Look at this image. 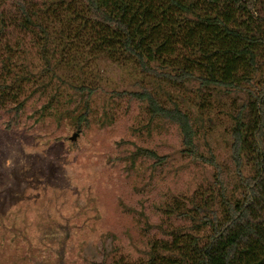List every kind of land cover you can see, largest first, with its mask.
<instances>
[{
	"label": "trees",
	"instance_id": "16d2710c",
	"mask_svg": "<svg viewBox=\"0 0 264 264\" xmlns=\"http://www.w3.org/2000/svg\"><path fill=\"white\" fill-rule=\"evenodd\" d=\"M21 33L41 40V74L51 79L61 78V59L50 52L59 37L80 70L98 57L133 66L147 86L114 94L176 124L181 151L214 168L211 195L165 210L190 225L164 230L169 240L153 244L146 264H264V0H0V110L14 111L13 124L27 101L19 98L23 81L38 75L11 66ZM68 83L87 121L95 88ZM214 104L228 117V164L200 144L214 126ZM142 155L155 153L138 148L133 157Z\"/></svg>",
	"mask_w": 264,
	"mask_h": 264
},
{
	"label": "rangeland",
	"instance_id": "374dc122",
	"mask_svg": "<svg viewBox=\"0 0 264 264\" xmlns=\"http://www.w3.org/2000/svg\"><path fill=\"white\" fill-rule=\"evenodd\" d=\"M17 36L23 47L11 52V66L38 75L22 83L19 98L27 101L18 124L14 111L0 110V264H146L153 244L169 240L164 230L190 225L165 210L182 200L191 206L194 193L211 195L214 168L181 151L176 124L114 94L146 85L133 66L98 57L80 70L59 37L50 52L61 59V78L51 79L41 74V40ZM74 48L90 54L83 43ZM66 80L95 88L87 121L80 122L84 100ZM213 106L201 148L228 164V117ZM138 148L155 155L134 158Z\"/></svg>",
	"mask_w": 264,
	"mask_h": 264
},
{
	"label": "water",
	"instance_id": "95a60500",
	"mask_svg": "<svg viewBox=\"0 0 264 264\" xmlns=\"http://www.w3.org/2000/svg\"><path fill=\"white\" fill-rule=\"evenodd\" d=\"M77 136H78V133H74V134L72 135L71 139H72V140H75V139L77 138Z\"/></svg>",
	"mask_w": 264,
	"mask_h": 264
}]
</instances>
